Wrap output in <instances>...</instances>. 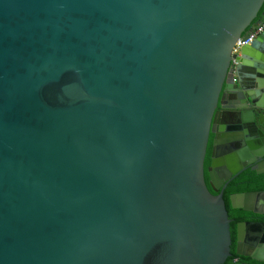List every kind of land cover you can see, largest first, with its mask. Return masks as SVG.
I'll return each instance as SVG.
<instances>
[{"label":"water","instance_id":"95a60500","mask_svg":"<svg viewBox=\"0 0 264 264\" xmlns=\"http://www.w3.org/2000/svg\"><path fill=\"white\" fill-rule=\"evenodd\" d=\"M261 22L264 0H0V264H264L224 197L264 173V31L231 67ZM230 202L264 215V190Z\"/></svg>","mask_w":264,"mask_h":264},{"label":"flooded vegetation","instance_id":"af4514ba","mask_svg":"<svg viewBox=\"0 0 264 264\" xmlns=\"http://www.w3.org/2000/svg\"><path fill=\"white\" fill-rule=\"evenodd\" d=\"M212 142H213V134H211L210 136V140H209V145H208V152H207V156H206V161H205V176H206V182L208 184V187L210 188V190L213 192V193H218L214 190L213 186L211 185V182H210V175H209V171H208V168L211 164V152H212ZM209 159V163H207ZM246 170V169H245ZM244 170V171H245ZM242 171L241 173H239L237 176H235L230 182L229 184L227 185L226 189H225V192H228V190L231 188L232 184H236V185H241L242 183H245L247 182V180L243 179L241 177V175L243 174ZM218 184V180H217V183L214 182V185L217 186ZM244 191H251V190H244ZM236 192H242V190H235V191H231L229 193V200H230V195L233 194V193H236ZM231 203V202H230ZM258 208V206H256ZM233 211H230V218H232V222H231V230H232V237H233V240L235 242V239H236V224L238 221L240 220H245V221H252V222H264V215H261V214H258V213H254L252 211H245L243 209H234L232 208ZM235 246V244H234ZM235 250V247L233 248V251ZM247 250V249H246ZM236 257L235 256H230L228 257V259L226 260V264H233V261ZM243 261H248L249 264H256L257 262L254 261V260H251L250 258H247V257H240L239 261H237L236 263L237 264H240L242 263ZM258 263H261V262H258ZM263 264V263H261Z\"/></svg>","mask_w":264,"mask_h":264},{"label":"trees","instance_id":"16d2710c","mask_svg":"<svg viewBox=\"0 0 264 264\" xmlns=\"http://www.w3.org/2000/svg\"><path fill=\"white\" fill-rule=\"evenodd\" d=\"M207 163H209V159H208ZM241 177L243 179L247 180V182L242 183L241 185H236L233 183L231 188L228 190V192H225V194H224L225 200L227 202V207H228L229 213H230V211H233L230 200H229V193L231 191H235V190H242V191H244V190H264V173H258L257 171H255L251 168H247L243 172ZM224 264H226V263H224ZM256 264H261V263L257 262Z\"/></svg>","mask_w":264,"mask_h":264},{"label":"built area","instance_id":"2783aa9c","mask_svg":"<svg viewBox=\"0 0 264 264\" xmlns=\"http://www.w3.org/2000/svg\"><path fill=\"white\" fill-rule=\"evenodd\" d=\"M264 31V22L257 23L251 29L248 28L237 40V43L233 47V57L231 62V67L233 71H236L239 65V60L237 55L241 53V48L249 43H251L259 34Z\"/></svg>","mask_w":264,"mask_h":264},{"label":"crops","instance_id":"0c3cea01","mask_svg":"<svg viewBox=\"0 0 264 264\" xmlns=\"http://www.w3.org/2000/svg\"><path fill=\"white\" fill-rule=\"evenodd\" d=\"M260 53H262V51L261 50H258ZM263 54V53H262Z\"/></svg>","mask_w":264,"mask_h":264}]
</instances>
